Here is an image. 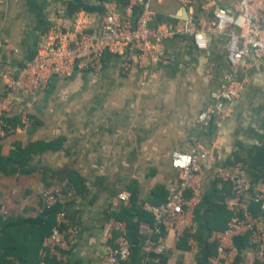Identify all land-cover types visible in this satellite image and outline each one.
<instances>
[{
	"label": "crops",
	"instance_id": "0c3cea01",
	"mask_svg": "<svg viewBox=\"0 0 264 264\" xmlns=\"http://www.w3.org/2000/svg\"><path fill=\"white\" fill-rule=\"evenodd\" d=\"M66 1L0 0V95L37 46L55 29H70L76 15L83 17L90 30H98L101 14L79 12L67 17ZM219 7L233 10L234 3L191 0L190 11L210 26ZM153 8L155 23L182 24L178 1L153 0ZM118 10L124 15L123 3H118ZM161 45L167 56L164 65L143 70L134 64L123 75L119 59L110 55L100 72L65 81L51 79L35 103L13 110L9 117H16L15 127L0 136V260L27 264L29 247L34 249V261L29 264H35L36 251L47 236L45 222L53 223L55 212L63 209L78 235L67 264H98L113 245L104 236V226L122 191L130 194L131 203L119 207L117 216L128 211L125 218L132 244L131 257L122 264H190L192 260L206 264L207 257L215 254L208 226V219L214 218L210 201L224 205L218 222L224 223L227 214L232 216L224 204L229 189L215 179V169H230L240 161L249 179L264 173V57L250 60L240 71L239 81L244 84L240 96L200 132L197 116L230 71L225 39H210L204 51L187 36H175ZM23 112L28 113L29 123L20 118ZM192 136L199 138L213 164L202 179L191 237L176 241L172 233H153L165 252L147 257L139 242L140 225L152 220L145 205L163 202L177 186L171 154L188 150ZM36 143L46 146L34 150ZM28 145L33 152L17 161L13 153ZM55 190L65 197V205L44 209L41 195ZM244 203L255 209L249 194ZM139 213H144L145 220L138 218ZM22 226L34 228L33 242L30 233L21 232ZM231 246L228 264H256L245 237L232 238Z\"/></svg>",
	"mask_w": 264,
	"mask_h": 264
},
{
	"label": "built area",
	"instance_id": "2783aa9c",
	"mask_svg": "<svg viewBox=\"0 0 264 264\" xmlns=\"http://www.w3.org/2000/svg\"><path fill=\"white\" fill-rule=\"evenodd\" d=\"M176 1L189 12L180 26L155 23L153 0H108L102 2L103 11L97 31L90 30L83 17L76 15L70 29L51 32L20 67L17 75L8 79L0 95V136L12 131L5 119L13 110L21 104L35 103L51 79L65 81L75 75L98 73L110 55L119 59L123 75H127L134 64L139 69H154L167 63L161 43L175 36L189 37L195 48L202 51L208 49L210 39H225L230 71L223 76L220 88L210 94V104L197 116L198 130H207L215 118L223 115L225 105L238 96L240 71L250 60L264 57V0H232L233 10L217 8L210 26L203 25L192 16L191 0ZM118 3L124 4V15L118 10ZM2 46L0 42V48ZM20 116L25 123L30 122L26 112ZM212 164L197 136L191 137L188 150L171 154L178 184L167 193L163 202L145 205L153 223L139 227L140 234L144 236L141 249L147 257L153 258L165 252V246L152 237L153 233H172L176 241L183 237L190 239L193 209L201 197L202 179L206 172L211 171ZM214 177L229 189L224 204L232 211V216L225 229L211 232L210 241L216 245V251L207 257L206 264H228L227 250L232 248L234 237H245L256 264H264V173L249 179L245 164L238 161L230 169H215ZM247 194L255 209L244 203ZM40 201L46 210L66 203L59 190L42 194ZM130 203L128 192L117 194L110 209L111 216L104 226V236L112 240L113 245L98 264H122L130 259L132 244L128 238L127 221L117 218L119 207H129ZM77 243L76 229L65 211L57 210L54 224L38 250V264H47L49 260L67 264L68 254ZM190 264L198 263L192 260Z\"/></svg>",
	"mask_w": 264,
	"mask_h": 264
},
{
	"label": "trees",
	"instance_id": "16d2710c",
	"mask_svg": "<svg viewBox=\"0 0 264 264\" xmlns=\"http://www.w3.org/2000/svg\"><path fill=\"white\" fill-rule=\"evenodd\" d=\"M103 1H108V0H67L66 1V5H65V10H64V15L67 17L72 18L76 13L79 12H84V13H89V14H101L103 11V6H102V2ZM66 28H63V31H65ZM15 121L16 117H9L5 119L6 124L10 125V127H15ZM37 146H34V150L35 147H42V146H46V145H42V144H37ZM47 146H50V144H48ZM32 151L31 145L24 147L23 149H18L16 153H13L18 161V157L20 158H25L27 157ZM26 159V158H25ZM76 184L78 185L77 187V193L80 194L83 190L81 188H79L80 185V181L77 179L75 180ZM209 212L212 214V216L214 218H210L208 219V226L210 228L211 231H221L223 229L226 228L227 222L229 221V219L231 218V215L228 216L227 214V218L225 220V222L223 223V221L218 222V218H221L222 215V210L224 208V205H220L218 202H216L215 200L210 201L209 205ZM127 210H123L121 214H119L117 216V218L119 219H126L125 217L127 216ZM138 218L140 220H145L144 218V213H139ZM148 220V219H147ZM127 221V219H126ZM153 220H149L148 223L149 225H152ZM54 222L52 223L50 219H48V221L45 222L44 227L47 229V235L50 232L51 227L53 226ZM128 224V222H127ZM43 227V229H44ZM21 232L24 233V235H27L26 233H30L32 238L30 239V242L34 241V228L32 227H24L22 226L21 228ZM27 231V232H26ZM144 239V236H141L139 239L140 245L142 244V241ZM41 246V245H40ZM40 248V247H39ZM38 250L36 251V261L35 264H38ZM26 260H27V264L30 263V261H34V249L33 248H27L26 247ZM0 264H9L8 262L4 261V260H0ZM47 264H56L55 262L49 260L47 262Z\"/></svg>",
	"mask_w": 264,
	"mask_h": 264
},
{
	"label": "water",
	"instance_id": "95a60500",
	"mask_svg": "<svg viewBox=\"0 0 264 264\" xmlns=\"http://www.w3.org/2000/svg\"><path fill=\"white\" fill-rule=\"evenodd\" d=\"M178 18L181 20H185L188 18V13L185 7L181 8V12L179 13Z\"/></svg>",
	"mask_w": 264,
	"mask_h": 264
},
{
	"label": "rangeland",
	"instance_id": "374dc122",
	"mask_svg": "<svg viewBox=\"0 0 264 264\" xmlns=\"http://www.w3.org/2000/svg\"><path fill=\"white\" fill-rule=\"evenodd\" d=\"M243 86H244V84L242 83V81H240V90H239V94H238V96H240L241 91L243 90ZM27 114H28V113H27Z\"/></svg>",
	"mask_w": 264,
	"mask_h": 264
}]
</instances>
